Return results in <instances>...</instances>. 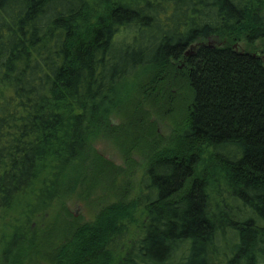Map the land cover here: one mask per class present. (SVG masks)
Here are the masks:
<instances>
[{"label":"trees","instance_id":"16d2710c","mask_svg":"<svg viewBox=\"0 0 264 264\" xmlns=\"http://www.w3.org/2000/svg\"><path fill=\"white\" fill-rule=\"evenodd\" d=\"M256 39L264 0H0V219L24 204V222L52 226L15 230L1 261L39 264L57 238L50 264H260L264 60L235 47ZM184 88L183 118L137 198L91 222L70 221L65 204L43 221L74 187L84 199L112 190L154 141L146 113L174 117ZM104 140L125 168L93 147ZM228 231L234 252L219 262Z\"/></svg>","mask_w":264,"mask_h":264},{"label":"rangeland","instance_id":"374dc122","mask_svg":"<svg viewBox=\"0 0 264 264\" xmlns=\"http://www.w3.org/2000/svg\"><path fill=\"white\" fill-rule=\"evenodd\" d=\"M258 47L262 50L260 54L264 57V41L261 43L258 41ZM264 60V58H263ZM189 91H187L185 88L181 90L179 100L176 99L175 103V111L176 115L174 117L168 116L164 111H158L156 109H153L151 111H148L146 115L149 117V123L154 125L156 134L150 137H146L149 141H153L152 145L150 147H145L140 145L139 146V152L142 153L140 156H137V152H133L132 157L134 160V164L127 167V175L125 176H118L115 183L110 186L112 187V190L103 189H95L91 194V196L87 199L82 198L83 195H85L83 192H81L80 187H74V191L70 190V194L66 195V197L63 200H56L52 201V208L48 209L49 214L45 215V219L43 221L49 222L52 219V216L54 212L57 210H60L63 204L66 205V209L68 211V216L70 217L69 220L76 222V223H85V222H91L96 219V212H100L104 207H106L108 204L112 202H127L130 201L131 198H137L139 193L141 192L140 185H141V179L143 177V174L145 172L146 167L149 163V156L154 152L155 150H159L162 148L163 145L168 144L169 136L173 133L176 125L181 121L184 115V107L186 105L187 97L189 96ZM129 138V137H128ZM128 141V140H127ZM126 144V143H125ZM93 147H96L95 149L97 152L102 155L104 158L110 160L111 162H114L115 164L119 166H123L125 168L126 162L123 158V155L121 153V148L117 147V145H113L110 141H98L94 143ZM138 149V148H137ZM105 184L106 182H102V184ZM101 187H106V185H103ZM83 193V194H82ZM62 199V198H61ZM234 206H238V202L233 200L232 201ZM22 206L16 207L13 211L9 212L6 216H3L0 219V264L3 263L2 260V253L5 249L8 248L7 240H9L10 236L13 234V232L18 231L21 234L19 237H22L24 239L26 236L25 231H22L23 227H26L27 229H32L35 227H38L39 229L52 227L49 225L51 221L46 224H38L36 223L37 220H42L37 217H32L30 223L24 222V215H22ZM64 206V205H63ZM79 208L78 213L76 215L73 214L74 210ZM81 212H83V215L81 216ZM57 213V212H56ZM68 218V217H67ZM84 220H87L84 222ZM126 223L128 221V218L124 220ZM60 227L62 230L65 228V225H63V222H61ZM21 227V229H20ZM130 230H132L130 228ZM30 231V230H29ZM130 232V231H129ZM40 236V235H39ZM131 236V234H130ZM54 239V238H53ZM48 239L45 243L46 245V252H49V245L52 243H57L62 240L56 239ZM45 240V239H44ZM236 238L232 231L227 232V238L223 242V246L221 248V251L219 252L217 259L222 262L225 261L226 257L229 256V254H232L233 251V244L235 242ZM217 242V241H216ZM50 243V244H49ZM218 244V243H216ZM43 253L41 257L37 258V263L39 264H50L48 260L51 258L50 254ZM40 255V254H39ZM38 255V256H39ZM264 255V254H263ZM30 260L31 258H27ZM26 259V260H27ZM177 260V258H175ZM32 263V261H31ZM35 264V263H34ZM260 264H264V260L260 261Z\"/></svg>","mask_w":264,"mask_h":264},{"label":"flooded vegetation","instance_id":"af4514ba","mask_svg":"<svg viewBox=\"0 0 264 264\" xmlns=\"http://www.w3.org/2000/svg\"><path fill=\"white\" fill-rule=\"evenodd\" d=\"M194 44H191L187 50L183 51V53L181 54V58L178 59H174L172 60V64L175 65V75H183L184 74V70L187 67V62L189 61V57L193 54V49H194ZM235 47L241 51H246V53H251L252 56L254 57H261L262 59L264 58L262 54H260L262 52V50L258 47V41L257 39L255 40V43L253 44V46H248V45H244V44H237L235 45ZM129 201H127L126 203H128ZM79 208L77 207V209L74 210L73 214L76 215L78 213ZM96 216L98 215V212L95 213ZM83 215V212H81V216ZM87 220H84V222ZM125 225V223H124Z\"/></svg>","mask_w":264,"mask_h":264}]
</instances>
